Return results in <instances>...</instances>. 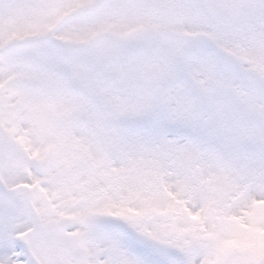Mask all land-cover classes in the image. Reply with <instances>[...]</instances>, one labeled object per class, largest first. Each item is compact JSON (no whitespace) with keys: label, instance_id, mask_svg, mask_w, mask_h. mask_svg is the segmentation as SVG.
Returning a JSON list of instances; mask_svg holds the SVG:
<instances>
[{"label":"snow or ice","instance_id":"obj_1","mask_svg":"<svg viewBox=\"0 0 264 264\" xmlns=\"http://www.w3.org/2000/svg\"><path fill=\"white\" fill-rule=\"evenodd\" d=\"M0 264H264V0H0Z\"/></svg>","mask_w":264,"mask_h":264}]
</instances>
